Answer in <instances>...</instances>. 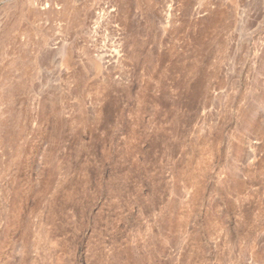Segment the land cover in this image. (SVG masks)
I'll return each mask as SVG.
<instances>
[{
    "label": "rangeland",
    "instance_id": "374dc122",
    "mask_svg": "<svg viewBox=\"0 0 264 264\" xmlns=\"http://www.w3.org/2000/svg\"><path fill=\"white\" fill-rule=\"evenodd\" d=\"M0 264H264V0H0Z\"/></svg>",
    "mask_w": 264,
    "mask_h": 264
},
{
    "label": "bare ground",
    "instance_id": "6f19581e",
    "mask_svg": "<svg viewBox=\"0 0 264 264\" xmlns=\"http://www.w3.org/2000/svg\"><path fill=\"white\" fill-rule=\"evenodd\" d=\"M23 51V50H22ZM20 59V58H19Z\"/></svg>",
    "mask_w": 264,
    "mask_h": 264
}]
</instances>
